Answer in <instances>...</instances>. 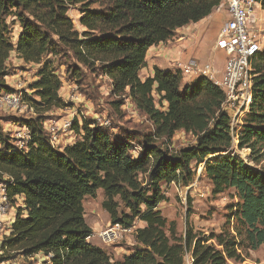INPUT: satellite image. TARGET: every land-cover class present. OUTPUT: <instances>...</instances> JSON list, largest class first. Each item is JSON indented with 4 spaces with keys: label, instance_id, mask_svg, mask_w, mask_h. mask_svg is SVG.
I'll list each match as a JSON object with an SVG mask.
<instances>
[{
    "label": "trees",
    "instance_id": "obj_1",
    "mask_svg": "<svg viewBox=\"0 0 264 264\" xmlns=\"http://www.w3.org/2000/svg\"><path fill=\"white\" fill-rule=\"evenodd\" d=\"M225 0H0V96L13 94L8 61L14 53L38 66L25 102L36 117L16 121L28 128L23 147L0 125V185L16 208L9 234L1 243L2 262L42 254L45 264H245L249 251L264 246V167L256 169L233 155L248 149L259 165L264 158V48L250 60L252 102L240 131L232 129L225 111V93L207 77L182 84L179 69L154 68L143 80L152 47L167 43L178 29L209 17ZM264 10V0H255ZM79 7L78 30L69 10ZM21 32L12 42L8 19ZM63 48L78 65L107 77L112 95L129 99L152 124L140 135L115 136L106 126L81 117L73 120L78 139L62 149L45 131L46 115L65 109L61 78L47 56ZM158 98V101L157 99ZM124 101H116L120 108ZM179 131L195 143L176 150ZM138 145V146H137ZM136 147L141 148L138 156ZM211 181L214 195L235 190L238 202L228 208L221 233L195 231L186 220L183 236L159 206L168 199L163 186L189 187L197 168ZM102 190V208L112 226L136 228V248L112 260L89 239L93 231L85 218L84 201Z\"/></svg>",
    "mask_w": 264,
    "mask_h": 264
},
{
    "label": "rangeland",
    "instance_id": "obj_2",
    "mask_svg": "<svg viewBox=\"0 0 264 264\" xmlns=\"http://www.w3.org/2000/svg\"><path fill=\"white\" fill-rule=\"evenodd\" d=\"M256 11L261 19V26L256 31H258V39L264 48V10L257 8ZM68 14L73 20L75 27L80 31L83 30L79 23L81 16L79 7L71 8ZM212 14V17L205 23L200 24L199 22L194 25L190 24L192 26L188 25L185 28L178 29L174 39H171L170 42L165 43L160 48L153 49L150 57L163 56L166 52L179 48L178 50L183 53L184 64L190 63L196 52L201 55V61L197 60V63L202 67L211 65L209 63L214 54L215 57L225 62V53L223 51H215L214 53L213 47L217 42L222 26L228 20V13L226 10L219 12L215 9ZM8 23L11 26L12 42L16 44L21 27L14 17H10ZM178 50L177 52H179ZM150 57L148 65H152ZM46 59L53 63V68L61 78L62 88L59 94L68 107L65 109H53L49 112L45 118V126L58 125L62 127L68 122L72 124L76 118L80 120L81 117H88L99 125H106V128H109L110 132L115 136L126 138V135L131 133L137 134L138 138L135 141L137 143L141 141L140 135L142 133H148L153 130L148 118L129 99L116 98L112 95V83L107 77L92 73L86 69L82 70L81 76L75 77L73 68L78 64L65 49L60 48L58 55L50 54ZM7 65L11 73V76L7 78V82L15 93L22 94L24 98L26 96L32 97L29 85L35 81V75L39 67L24 63L14 53L11 55ZM149 67L140 73L143 80L147 78ZM220 77L218 76V78ZM156 99L158 101V98ZM116 101L124 102L120 108H117L115 106ZM227 113L232 118V129L240 131L246 111L244 110L238 114L236 110H228ZM31 117H36V114L29 106L28 109L24 108L22 111L0 108V125L14 139V144L18 147L25 145L26 134L21 136L18 133H14L12 129L16 126L21 127L16 122L20 118ZM59 134L60 138L56 145L59 149L74 143L78 139L75 132L72 131V125L69 129L59 131ZM194 143L195 139L191 135L179 131L173 139L172 148L179 150ZM141 151L140 147H136L134 155L138 156ZM233 155L238 156L249 166L256 169L264 167V158L257 165L251 160L250 150H238L236 144ZM163 189L168 200L159 206V210L168 221H175L179 236L184 235L187 219H189V223L195 231L221 233L226 225L229 206L239 201L235 190H228L220 195L212 193L213 186L204 173V164L197 168L194 180L189 187L172 184L163 186ZM104 200V192L100 190L95 198L87 197L84 201L85 218L93 231L89 242L95 247L105 250L112 260H121L125 253L130 255L136 248L135 230L139 227V222L133 229L123 232L121 238L114 243L103 242L100 237L101 233L112 226L108 213L102 208ZM12 208L10 206L7 214L3 217V225L0 228V248L2 241L9 234L10 222L16 213V208ZM247 253L249 255L245 264H264V246L257 251H249ZM1 255L0 253V257ZM46 261L47 259L40 254L30 259L19 256L4 262L0 260V264H45ZM185 264H190L188 257H186Z\"/></svg>",
    "mask_w": 264,
    "mask_h": 264
},
{
    "label": "built area",
    "instance_id": "obj_3",
    "mask_svg": "<svg viewBox=\"0 0 264 264\" xmlns=\"http://www.w3.org/2000/svg\"><path fill=\"white\" fill-rule=\"evenodd\" d=\"M225 3L228 6V20L222 26L215 44V49L223 51L226 55L222 77L217 78V72L211 65L202 67L194 61L187 64L178 63L177 68L182 78L187 81L201 76L209 78L226 95L225 111L236 110L239 114L244 110L247 111L252 102L250 60L263 49L258 39V31H256L261 26V19L256 9L261 6L255 0H225ZM28 106L22 94H2L0 96L1 109L22 111L24 108L28 109ZM71 125V122L65 123L62 127L44 125L47 136L54 147H57L60 138L59 131L69 129ZM23 130L26 134V141H28L30 132L26 127ZM8 209H10V204L7 201L4 187L0 185V228ZM127 231L120 226H111L102 232L100 237L103 242L110 244L119 240L121 234Z\"/></svg>",
    "mask_w": 264,
    "mask_h": 264
},
{
    "label": "crops",
    "instance_id": "obj_4",
    "mask_svg": "<svg viewBox=\"0 0 264 264\" xmlns=\"http://www.w3.org/2000/svg\"><path fill=\"white\" fill-rule=\"evenodd\" d=\"M227 6H226V3H225V1L222 3V5L219 7V8H217L216 10H218L219 12H221V11H223V10H226V12L228 13V11H227V8H226ZM212 15L213 14H211L209 17H207L206 19H204V20H202L201 22H200V24H202V23H205L206 21H208L211 17H212ZM192 25H194V24H192ZM192 25H189V26H192ZM185 28V27H184ZM194 28H195V26H194ZM20 34V33H19ZM19 36V35H18ZM174 39V38H173ZM168 42H170V41H168ZM165 45V43H162V44H160V45H158V46H155V47H152L150 50H149V52H148V55H147V65L149 64L148 63V60H149V57H150V54H151V51L153 50V49H155V48H160L161 46H164ZM179 49V48H178ZM178 49H174V50H171V51H169V52H166L165 54H163V56H159V57H150V60H151V62H152V65H148V66H150L149 67V73H148V75H147V77H152L153 76V74H154V68L155 67H159L160 69H162V70H176V69H178L177 68V65H178V63H185L184 62V59H183V53H182V51H180V50H178ZM177 50L179 51V52H177ZM213 51H214V53H215V51H217L216 49H215V45H214V47H213ZM177 52V53H176ZM197 60L198 61H201V55H199L198 54V52H196L195 54H194V58L191 60V62L192 61H196L197 62ZM209 64H211L212 65V67L215 69V71L217 72V78H218V76H221L222 77V75H223V73H224V70H225V62H222L221 60H220V58H218V57H215V54H214V56H213V58L211 59V62L209 63ZM147 66V67H148ZM147 67L146 68H144V69H147ZM143 69V70H144ZM142 70V71H143ZM220 77V78H221ZM187 82H190V81H187V80H185L184 78H182V84L184 85L185 83H187ZM13 130V132L14 133H18V134H20L21 136H23L24 134H25V131L23 130V127H19V126H16V127H14V129H12ZM11 130V131H12ZM70 144H72V143H70ZM65 146H67V145H65ZM102 191V190H101ZM12 209H14V208H12ZM15 216H16V213L14 214V218L11 220V222H10V225L13 223V221L15 220ZM138 228H143L144 226H145V224L143 223V222H139L138 223ZM94 246V245H93ZM102 249V248H101ZM123 256H128V253H125Z\"/></svg>",
    "mask_w": 264,
    "mask_h": 264
}]
</instances>
